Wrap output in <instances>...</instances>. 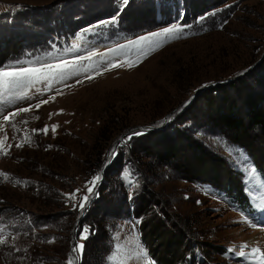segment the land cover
I'll return each instance as SVG.
<instances>
[{
	"label": "rangeland",
	"instance_id": "374dc122",
	"mask_svg": "<svg viewBox=\"0 0 264 264\" xmlns=\"http://www.w3.org/2000/svg\"><path fill=\"white\" fill-rule=\"evenodd\" d=\"M172 27L180 31L154 35ZM19 31L26 43L0 69L84 59L63 79L0 88V264H77L89 228L74 237L69 222L94 200L117 208V178L129 196L144 186L154 193L157 218L190 220L184 244L209 250L208 264H264V182L218 122L232 101L243 111L264 90V0H0V33ZM250 137L259 155L264 139ZM193 142L208 153L202 181L177 166L192 160ZM173 145L176 164L167 166L157 153ZM228 170L243 183L249 214L205 182ZM108 227V264H155L138 221Z\"/></svg>",
	"mask_w": 264,
	"mask_h": 264
},
{
	"label": "trees",
	"instance_id": "16d2710c",
	"mask_svg": "<svg viewBox=\"0 0 264 264\" xmlns=\"http://www.w3.org/2000/svg\"><path fill=\"white\" fill-rule=\"evenodd\" d=\"M15 35L16 36L7 38L0 33L1 47H5V45L9 47L11 44L14 45L11 53L0 50V68L7 60H10L12 53L15 52L14 50L17 47L21 48L23 47L22 45L26 43L27 37L23 40V37L19 36L20 31ZM235 86V82H230L229 88L231 90H233ZM238 104L237 101H232L226 109L221 110L218 122L220 123V127L230 133L234 138V142L251 155L255 167L259 171L260 177L264 182V151L256 155V152H254L247 141V138H251L250 134L252 132L264 139V90L257 92L253 95V98L247 97V103L244 104L243 108L245 109H243V111L240 109L241 106L238 107ZM177 150L178 147L173 145L157 154L161 162L167 166H173L174 163L176 164ZM190 152L192 160L177 166L183 175L187 176V180L202 181L201 175H203L202 173L208 165V153L200 144L194 142L190 146ZM126 165L133 169V166L129 164ZM136 170V173H133L131 170L130 175L133 173L134 176L138 177L141 170ZM142 175L143 173L139 176ZM212 176L213 178L205 182H209L223 190L227 198L243 213L249 214V212L252 211L251 203L247 195H245L244 186L240 177L238 180L236 179V181H234L236 174L232 173L230 170L227 171L222 182L219 180L218 174H213ZM216 180H218V182H216ZM110 181H113V179L109 180V183H107L108 187L111 184ZM114 181L117 183L113 182L116 186V190L113 191L112 196L118 203L117 208L109 209L104 207L100 209L97 201L94 200L90 208L86 209L83 216L75 225L73 222H69L71 235L73 234L74 237L80 234L84 225H87L89 228L88 237L83 244L82 256L77 264H108L107 256L111 251L112 244L108 226L119 217L133 218L139 222L140 240L147 246L148 254L155 264H208L210 261L208 254L209 250L204 249L205 247L203 246L199 247L198 244L197 249H194L192 245L184 244V240L189 238L188 232L191 231L193 227L190 220H177L173 213L170 215L165 212L158 215L161 218H157L155 215H157L156 205L158 204L155 203V205L153 203L154 200L155 202L157 200L154 193L147 194L148 189L144 186L143 190L145 194H139L141 192L134 190L131 192V196H129L125 187H123L124 183L121 179L117 178L114 179ZM119 208H121L120 211ZM20 213H22V211H20ZM11 215L15 216V214ZM30 217L32 218V216ZM166 217L168 219H166ZM16 220H18V218ZM156 221L163 222V224L152 225V223ZM32 222L37 224L36 219L32 220ZM174 222L179 229L175 236L171 235L168 230V224L172 225ZM19 223L21 224L22 222L19 221ZM27 223H25L26 226H28ZM184 234L187 235L186 238H184Z\"/></svg>",
	"mask_w": 264,
	"mask_h": 264
},
{
	"label": "snow or ice",
	"instance_id": "6c2138e0",
	"mask_svg": "<svg viewBox=\"0 0 264 264\" xmlns=\"http://www.w3.org/2000/svg\"><path fill=\"white\" fill-rule=\"evenodd\" d=\"M124 3H127V0H124ZM180 31V29L172 27V28H166L164 29L161 33H155L154 35L157 36H167L170 33L173 32H178ZM142 39H146V38H142ZM94 55V54H93ZM84 59V57H79L77 59V61L73 64H69L68 62H62L60 64H47V63H43L41 64L39 67H35V68H19V69H11V70H3L0 69V88L4 89L5 91L8 89H15V88H22L25 85H34L35 83L39 82V81H47L50 79H54V78H65V74L69 71V69H74L77 64L82 61ZM47 101H44V103H46ZM35 107H39V105H36ZM31 109L29 108H21L19 111L20 112H28ZM19 113L17 112H13L11 115L12 116H16ZM4 119L7 121L9 119L8 116H5ZM47 131V129H45V132ZM53 131H55V127L53 128ZM135 135H140L142 133H134ZM21 146V145H18ZM5 179H7V177L5 176ZM99 177H96L93 181H91L90 183H92L93 185H95L96 180H98ZM88 192L92 193V188H88ZM72 198V197H70ZM84 202L86 203L88 201V197L85 196L83 198ZM81 209L84 208V203L80 204ZM84 232H87V229H84ZM87 237L85 235H81V239H86ZM3 240H0V243H3ZM51 242V241H49ZM79 249H83L84 245H79L78 246ZM74 251H76V249H73ZM241 256L244 255L243 252L240 253ZM71 264V261H70Z\"/></svg>",
	"mask_w": 264,
	"mask_h": 264
}]
</instances>
